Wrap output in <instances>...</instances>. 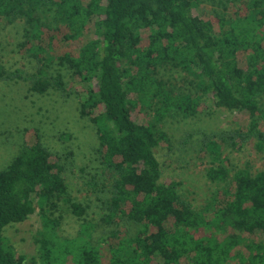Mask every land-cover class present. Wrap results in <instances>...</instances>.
I'll list each match as a JSON object with an SVG mask.
<instances>
[{"label": "trees", "instance_id": "obj_1", "mask_svg": "<svg viewBox=\"0 0 264 264\" xmlns=\"http://www.w3.org/2000/svg\"><path fill=\"white\" fill-rule=\"evenodd\" d=\"M235 1L0 0V22L24 23L19 48L36 63L31 76L0 64V80L16 76L33 93L68 97L65 69L84 87L80 114L96 129L100 172L89 185L103 189L102 222L114 227L96 245L89 223L59 241L52 215L69 202L65 163L35 137L0 171V264H105L103 243L106 264H264V171L234 168L224 155L247 144L264 152V0H244L245 12L232 14ZM60 30L64 44L85 39L77 52L54 53ZM169 69L187 74L188 90L160 76ZM205 98L246 118L198 146L221 189L196 210L179 182L163 180L155 151L168 142L161 123L174 113L195 116ZM145 110L152 117L142 120ZM71 208L83 217L80 204ZM37 210L38 255L27 258L3 234ZM121 227L127 236L118 238Z\"/></svg>", "mask_w": 264, "mask_h": 264}, {"label": "rangeland", "instance_id": "obj_2", "mask_svg": "<svg viewBox=\"0 0 264 264\" xmlns=\"http://www.w3.org/2000/svg\"><path fill=\"white\" fill-rule=\"evenodd\" d=\"M244 4V0L235 1V6L230 7V13L236 14V10L240 14L244 13ZM206 6L205 9L210 13L212 6ZM23 28L24 23L20 20L12 25L0 22V64L8 74L22 71L31 76L36 71V63L25 55L23 48H19L24 38ZM61 32L62 30L55 32L58 36L54 41V53L58 55L75 50L77 52L79 45L85 42L83 39L64 44L60 41ZM46 34L50 37V33L46 31ZM62 73L68 84L67 88L71 90L68 97L54 91L44 95L33 93L30 91L29 81L16 76L11 81L0 80V171L6 169L32 139L40 137L54 157L65 163L66 168L69 202L59 201L52 215L59 222L56 229L59 241L76 238L81 224L89 223L92 225V241L96 245L109 239L114 228L102 222L104 213L101 199L105 197L103 189L89 185L100 173L95 154L98 144L96 129L88 118L80 114L84 87L71 80L67 70L64 69ZM160 76L170 81L177 90L186 91L190 87V79L183 71L169 69L161 71ZM203 102L205 104L199 107V113L195 116L185 118L174 113L161 123L168 142L162 143L155 151L162 165L163 180L179 182V194L196 210L207 205L215 192L221 189L220 185L208 179L207 170L212 166V161L201 150L197 151L198 146L202 144L204 137L232 128L233 125L240 126L244 122L240 119L246 118L243 114L216 108L209 98L203 99ZM150 117L152 112L145 110L140 119ZM224 155L234 168L248 166L253 172L264 171V152L256 150L253 144H247L237 151L226 149ZM73 202L85 208L83 217L78 218L72 212ZM41 229L37 210L26 222L6 227L3 235L15 247L18 255L31 258L38 255L34 236ZM119 231L116 235L118 238L127 236L125 228L121 227ZM108 245H100L105 264L109 258Z\"/></svg>", "mask_w": 264, "mask_h": 264}]
</instances>
